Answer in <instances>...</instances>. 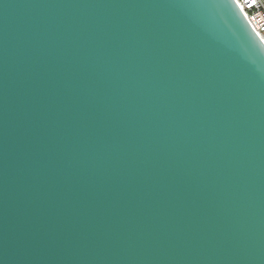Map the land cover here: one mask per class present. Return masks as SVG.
<instances>
[{
	"label": "water",
	"instance_id": "1",
	"mask_svg": "<svg viewBox=\"0 0 264 264\" xmlns=\"http://www.w3.org/2000/svg\"><path fill=\"white\" fill-rule=\"evenodd\" d=\"M0 264H264L235 0H0Z\"/></svg>",
	"mask_w": 264,
	"mask_h": 264
},
{
	"label": "built area",
	"instance_id": "2",
	"mask_svg": "<svg viewBox=\"0 0 264 264\" xmlns=\"http://www.w3.org/2000/svg\"><path fill=\"white\" fill-rule=\"evenodd\" d=\"M246 19L264 43V0H235Z\"/></svg>",
	"mask_w": 264,
	"mask_h": 264
},
{
	"label": "snow or ice",
	"instance_id": "3",
	"mask_svg": "<svg viewBox=\"0 0 264 264\" xmlns=\"http://www.w3.org/2000/svg\"><path fill=\"white\" fill-rule=\"evenodd\" d=\"M256 3V0H252V6H254Z\"/></svg>",
	"mask_w": 264,
	"mask_h": 264
}]
</instances>
